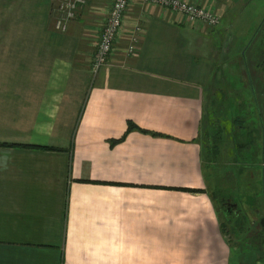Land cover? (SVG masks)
Segmentation results:
<instances>
[{"label":"crops","instance_id":"obj_1","mask_svg":"<svg viewBox=\"0 0 264 264\" xmlns=\"http://www.w3.org/2000/svg\"><path fill=\"white\" fill-rule=\"evenodd\" d=\"M189 1L221 23L133 0L94 73L112 0L65 31L60 0H0V264H264L226 240L207 177L213 96L247 45L264 101L257 46L234 26L243 0Z\"/></svg>","mask_w":264,"mask_h":264},{"label":"rangeland","instance_id":"obj_2","mask_svg":"<svg viewBox=\"0 0 264 264\" xmlns=\"http://www.w3.org/2000/svg\"><path fill=\"white\" fill-rule=\"evenodd\" d=\"M242 6L244 12L236 18L234 26L242 31H250V39L255 38L254 45L260 46L262 37L259 36L264 33V0H243ZM256 57L264 61V55ZM253 64L251 56V71ZM258 64L252 74L255 78L264 80V63H261V68ZM231 70L237 73L236 70ZM233 72H229L231 76ZM226 87L224 90L218 89L213 96L215 104L211 109L214 111L215 121H212L209 128L211 133H207V140L215 158L207 168L208 186L215 194L225 238L234 251L262 257L264 133L257 105L261 101L251 98V88L246 90L242 82L230 83ZM260 108L264 112V101ZM258 126L261 131L254 130ZM226 201L236 203L239 210L235 208L229 211ZM236 224H241V227L238 229Z\"/></svg>","mask_w":264,"mask_h":264},{"label":"built area","instance_id":"obj_3","mask_svg":"<svg viewBox=\"0 0 264 264\" xmlns=\"http://www.w3.org/2000/svg\"><path fill=\"white\" fill-rule=\"evenodd\" d=\"M63 15L58 19L57 28L65 31L68 22L76 18L78 8L87 4L88 0H60ZM133 0H112L111 8L103 24L97 43V52L92 65L94 73L108 62L110 55L116 50V43L125 29V14ZM146 6H158L178 13L192 25H206L216 27L221 23V15L211 6L191 2L189 0H140ZM145 27L137 22L130 28L131 37L125 49L127 56L134 55L141 34Z\"/></svg>","mask_w":264,"mask_h":264},{"label":"trees","instance_id":"obj_4","mask_svg":"<svg viewBox=\"0 0 264 264\" xmlns=\"http://www.w3.org/2000/svg\"><path fill=\"white\" fill-rule=\"evenodd\" d=\"M264 23V22H263ZM260 38L262 37L261 39V44L260 46H257L258 48V52L257 55H264V33L262 34V36H259ZM255 38H253L252 42H254ZM247 48H248V45L246 46V48L244 49V52L242 53L241 55V58L242 60L240 61V63H236V66H233L234 68H228L227 71L228 73L231 71L233 72L231 69H234L236 70L237 73H234L232 76L230 75V73L228 74L230 76V79L225 83V84H219L218 85V89L220 90H224V87L227 86V84H230V83H243V88H245L246 90L249 89V87L251 88V91L252 93L251 94V98L254 97V100L258 101L257 99V92L255 90H253V82H252V75H251V69H250V66H249V62H248V58H247ZM258 59V58H257ZM261 60V59H260ZM258 60V67L261 66V63H264V61H260ZM261 68V67H260ZM227 88V87H226ZM255 91V92H253ZM215 103H213L214 105ZM257 105L259 106V116L261 118V122H262V126H263V133H264V112L263 110L260 108V104L257 103ZM215 119V118H214ZM215 121V120H214ZM216 125V124H215ZM141 129V127L139 125H137L136 123L134 122H129V127H128V131L130 130H133V129ZM257 129H254L255 131L259 129V131H261V127L258 126L256 127ZM143 131L145 132H148L147 129H142ZM210 132V131H209ZM211 133V132H210ZM255 133V132H254ZM253 133V134H254ZM264 135V134H263ZM211 146V144L209 145V147ZM214 148V147H213ZM237 225V224H236ZM241 227V224H238L237 225V228L239 229Z\"/></svg>","mask_w":264,"mask_h":264},{"label":"flooded vegetation","instance_id":"obj_5","mask_svg":"<svg viewBox=\"0 0 264 264\" xmlns=\"http://www.w3.org/2000/svg\"><path fill=\"white\" fill-rule=\"evenodd\" d=\"M225 205H227V208H228L229 211H232L235 208L236 209L238 208L237 210H239V207H237V204L236 203H232V202L226 201L225 202Z\"/></svg>","mask_w":264,"mask_h":264},{"label":"water","instance_id":"obj_6","mask_svg":"<svg viewBox=\"0 0 264 264\" xmlns=\"http://www.w3.org/2000/svg\"><path fill=\"white\" fill-rule=\"evenodd\" d=\"M262 225L264 226V220L262 221Z\"/></svg>","mask_w":264,"mask_h":264}]
</instances>
